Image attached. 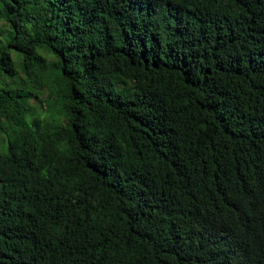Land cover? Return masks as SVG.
I'll return each mask as SVG.
<instances>
[{"label": "trees", "instance_id": "trees-1", "mask_svg": "<svg viewBox=\"0 0 264 264\" xmlns=\"http://www.w3.org/2000/svg\"><path fill=\"white\" fill-rule=\"evenodd\" d=\"M0 264H264V0H0Z\"/></svg>", "mask_w": 264, "mask_h": 264}]
</instances>
